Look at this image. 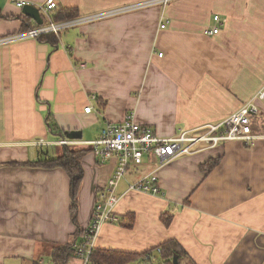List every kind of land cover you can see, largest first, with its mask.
<instances>
[{"label": "crops", "instance_id": "crops-1", "mask_svg": "<svg viewBox=\"0 0 264 264\" xmlns=\"http://www.w3.org/2000/svg\"><path fill=\"white\" fill-rule=\"evenodd\" d=\"M18 1L45 2L0 0V37L21 31ZM55 1L85 15L145 0ZM214 15L219 32L205 34ZM261 89L264 0H172L67 29L55 47L29 38L0 45V264H45L52 247L76 240L66 173L25 164L38 152L60 153L54 145L63 138L47 117L63 132L80 131L70 139L79 142L96 140L128 114L170 137L225 118ZM254 100L259 113L250 129L259 138L252 145L232 141L153 169L148 156L131 166L115 191L119 219L101 226L95 246L141 253L172 239L196 264H264V100ZM211 158L219 161L204 168ZM116 165L95 150L82 157L81 230ZM153 170L161 195L128 190ZM155 253L161 264L158 250L142 260Z\"/></svg>", "mask_w": 264, "mask_h": 264}, {"label": "built area", "instance_id": "built-area-1", "mask_svg": "<svg viewBox=\"0 0 264 264\" xmlns=\"http://www.w3.org/2000/svg\"><path fill=\"white\" fill-rule=\"evenodd\" d=\"M169 1L172 0H145L80 15L74 19L55 23L51 21L50 11L56 8L57 3L55 0H45L44 6H40L39 8L44 16L42 18L43 24L37 28L2 36L0 37V45L27 38L36 39V37L47 33H62L67 29L82 24L112 18L152 5H166ZM25 4L27 3L18 1L16 6L22 7ZM212 19L215 24L208 28L205 34L214 35L219 32L218 24L220 23V17L214 15ZM167 22V18L162 16L160 28H164ZM161 56L162 53L159 52L158 57ZM81 66H84V64H81ZM255 98L264 100V89H261ZM255 98L219 121L205 123L191 129H179L170 137L158 136L151 126L135 122L132 115L128 114L123 121L107 125L96 140L79 142L78 140L64 138L55 142L56 145L90 146L99 154L101 160L105 161L112 157H115L117 160V165L111 176L107 179L104 190L97 194V200L86 235L74 253V258L79 261V264H94L90 260V255L101 226L104 223H117L119 218L115 212V207L120 198L116 195L115 191L118 183L124 178L131 166L140 165L144 157L148 156L157 159L159 162L158 167H160L176 158L211 150L221 143L232 141H239L245 146L252 145L259 138L250 129L252 119L259 113V108L255 104ZM89 110L90 107L84 108L85 112H89ZM43 144L46 143L42 139L36 142L38 146ZM128 190L152 195L162 194L155 170L144 175L139 180L130 183Z\"/></svg>", "mask_w": 264, "mask_h": 264}, {"label": "trees", "instance_id": "trees-1", "mask_svg": "<svg viewBox=\"0 0 264 264\" xmlns=\"http://www.w3.org/2000/svg\"><path fill=\"white\" fill-rule=\"evenodd\" d=\"M79 12L76 8H66L57 5L52 11H50V18L52 22L59 23L62 21L74 19L80 16ZM0 18H4L0 11ZM21 20V31H26L29 29L37 28L40 25H37L30 17L28 16H20ZM44 18V17H43ZM46 22V21H45ZM20 32V31H19ZM61 33H47L41 36L36 37V41L50 44L51 46H57L59 42V36ZM48 129L55 133L60 138H66L64 132L58 128L57 125L49 118H46L45 121ZM55 148H59L60 153L57 155H48L47 152H38V158L35 162H27L26 165L32 167H38L42 169H53V168H61L67 175L69 179V194H70V218L71 221L76 226V231L74 232V237L77 240L78 237L81 238L80 241H69L65 244H59L52 247L50 252V261L52 264H68V262L74 258V253L77 249V246L82 241L83 237L86 235L87 229L81 230L78 226L77 213H78V191L83 178V169L81 166L82 157L89 150H93L90 146L87 147H76L71 145H54ZM219 158H211L208 160L204 168L210 169L212 168L219 160ZM12 165V163H9ZM105 185L98 190V193L103 191ZM97 193V194H98ZM97 200V198H96ZM130 217V220H132ZM172 215L170 214H162L161 221L164 225L168 226L171 222ZM131 226V223L128 224ZM158 250L159 258L161 260V264H174L173 258L176 257V264H183L185 261L187 264H196L188 255V253L175 241V240H167L163 243H160L153 250H147L141 253L130 252V251H120L113 249H103L99 247H94L90 260L94 264H135L139 259H143L146 256H149L152 251ZM152 258V257H151ZM37 264V263H35Z\"/></svg>", "mask_w": 264, "mask_h": 264}, {"label": "water", "instance_id": "water-1", "mask_svg": "<svg viewBox=\"0 0 264 264\" xmlns=\"http://www.w3.org/2000/svg\"><path fill=\"white\" fill-rule=\"evenodd\" d=\"M21 12L25 16L30 17L37 25L43 24V19L40 14L39 7L33 4L27 3L22 6ZM64 135L67 139H80L81 138V133L78 130L65 131ZM173 262L174 264L177 263L176 257L173 258Z\"/></svg>", "mask_w": 264, "mask_h": 264}, {"label": "rangeland", "instance_id": "rangeland-1", "mask_svg": "<svg viewBox=\"0 0 264 264\" xmlns=\"http://www.w3.org/2000/svg\"><path fill=\"white\" fill-rule=\"evenodd\" d=\"M45 3V2H44ZM44 3H43V5L42 6H44ZM21 7H19V9H20ZM133 12V11H132ZM123 14H125V13H123ZM123 14H120V15H123ZM120 15H117V16H120ZM117 16H115V17H117ZM112 18H114V17H112ZM227 143H221V144H219V146H217V148H223V146L224 145H226ZM245 146V145H244ZM203 152H207V151H203ZM200 153H202V152H200ZM157 165H159V162H158V160L157 159H154V161H153V163H152V169L153 168H155ZM34 168H38V167H34ZM41 169V168H40ZM72 239V238H71ZM70 238H68V240H71ZM94 247H95V245H94ZM50 251V250H49ZM155 257H157V255H156V253H155ZM44 259H45V261H46V263L45 264H52L51 263V261H50V257H49V252H47L45 255H44V257H43ZM79 262V261H78ZM135 264H159L158 263V257L156 258V259H151L150 261H143L142 259H139ZM184 264H187L186 262L184 263Z\"/></svg>", "mask_w": 264, "mask_h": 264}]
</instances>
